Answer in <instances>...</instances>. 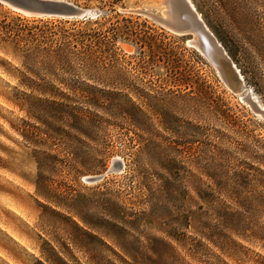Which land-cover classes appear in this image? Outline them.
Returning <instances> with one entry per match:
<instances>
[{"label": "rangeland", "instance_id": "374dc122", "mask_svg": "<svg viewBox=\"0 0 264 264\" xmlns=\"http://www.w3.org/2000/svg\"><path fill=\"white\" fill-rule=\"evenodd\" d=\"M66 1L110 17L120 15V59L113 65L124 80L122 86L105 89L116 94L108 97L112 105L107 111L117 113L120 104L130 111L133 102L140 104L147 119L122 121L70 96V105L111 122L99 129L93 128L96 124L86 125V136L62 124L69 136L65 139L61 133L58 137L52 128L58 127L61 114H44L48 123L44 126L30 118L26 104L28 99L52 98L20 88L13 77L19 58L13 57L11 48L1 50L0 264H36L39 259L40 238H45L39 217L41 205H48L36 195V159L41 155L58 160L57 170H47L43 178L60 190L83 196L82 205L93 218L108 215L104 210L108 201L123 208L127 220L123 237L137 255L136 263L127 259L130 264H264V118L248 103L246 93H234L224 83L189 45L191 37L174 35L135 13L162 16V0ZM262 1L255 0L244 9L255 17L251 24L237 16L229 19V13L218 18L205 0H190L225 51H230L227 54L233 56L246 90L260 106H264L261 58L245 56L235 40L242 32L264 49ZM6 17L11 24L17 17L33 20L0 4V22ZM85 84L101 88L90 81ZM168 91L192 97L193 104L171 105L164 95ZM206 95L221 106L229 124L210 120L200 105ZM156 111L166 112L175 124L169 126ZM26 131L36 141L46 139L47 144L52 135L58 153L45 144L34 146L35 140L25 141L22 134ZM216 145L228 154L213 155ZM114 159L121 168L108 174ZM94 176L103 179L94 184L84 181ZM202 216L206 218L193 220ZM199 222L210 231L215 229L211 241L197 234L194 227ZM113 250L126 257L118 248ZM99 251L113 264H120L112 252L102 247Z\"/></svg>", "mask_w": 264, "mask_h": 264}, {"label": "trees", "instance_id": "16d2710c", "mask_svg": "<svg viewBox=\"0 0 264 264\" xmlns=\"http://www.w3.org/2000/svg\"><path fill=\"white\" fill-rule=\"evenodd\" d=\"M205 1L210 5V11L213 10L212 12L218 18L229 13V19L237 16L239 19H246L254 24L255 17L244 9H247L249 3H255V0ZM261 4L264 6V0ZM120 18L119 14L110 17L103 13L95 19L87 20L57 18L35 20L32 18V21H27L17 17L11 24L6 23V17L0 22V51L11 48L13 57L20 60V67L14 69L16 75H13L19 87L35 92L39 96L52 98V100L28 99L26 104L28 111L31 112L30 118L41 125L48 126L44 114L58 112L61 114V122L58 123V127L52 128V132L58 137L62 133L65 139L68 138L69 132L61 128L62 124L70 130H75L78 135L86 136L84 133L86 125L96 124L93 128L99 129L100 126L111 122L110 119L105 120L93 113L87 114L81 107L70 105V96L86 101L88 106L95 111L106 112L105 114L110 117L120 116L122 121L127 119L130 122H139L146 118L140 104L133 102L130 111H126L121 104L117 106V113L112 115L107 111L112 105L108 97H116V94L105 89L112 88L114 85L122 86L124 80L121 70L113 65L114 62L117 64L120 59V49L117 46V40L123 34L119 27ZM29 24L33 25L30 27ZM251 40L248 35L241 32L240 39L235 40L236 43H234L242 48L240 49L244 51L245 56H251L252 60L260 57L261 66L264 67V49L254 45ZM261 41H264V35ZM227 52L230 55V51L227 50ZM86 81L99 85L101 88L87 85ZM164 95L170 98L171 105L175 107L181 102L190 107L194 101L192 97L175 91H168ZM117 97L121 96L117 95ZM202 97L205 101L200 105L210 115V120L224 125L229 124L221 106L214 104L207 95ZM60 98L63 101H58ZM143 99L148 100L147 97ZM156 112L165 118L169 126L175 124L172 122L173 118L169 121L168 116L165 115L166 112ZM219 133L218 131L216 134ZM22 136L27 142L35 140V143L32 142L34 146L45 144L44 147L58 153V149L53 147L52 140L55 138L52 135L46 136L51 140L49 144L46 143V139L36 141L27 131ZM214 150L216 151L213 155L228 154L227 149H222L217 145ZM57 163L56 157L49 155H41L36 159L38 170L35 184L36 195L48 203V205H41L39 228L45 238H40L39 259L36 264H113L99 251L101 247L112 252L115 260L120 264H130L127 261L129 258L136 263L137 255L132 245L123 237L127 221L123 208L117 202L108 201L104 209L108 215L100 218L94 215L93 218L89 209L82 205L83 196L60 190V187H54L52 182L43 178L47 170H57ZM203 218L206 216L193 220L200 221ZM194 228L202 238L211 241L215 229L210 231L206 223L201 222ZM114 247L121 250L128 258L114 251Z\"/></svg>", "mask_w": 264, "mask_h": 264}, {"label": "water", "instance_id": "95a60500", "mask_svg": "<svg viewBox=\"0 0 264 264\" xmlns=\"http://www.w3.org/2000/svg\"><path fill=\"white\" fill-rule=\"evenodd\" d=\"M0 4L8 7L27 18L34 19H68L87 20L101 15L89 9H83L66 0H0ZM161 6L165 9L162 16L153 15L145 11H135L144 15L174 35L195 39L189 45L203 56L218 72L219 77L234 93H246V100L255 112L264 118L260 105L254 102L251 92L243 86V77L235 64L228 56L224 47L209 30L199 13L188 0H162ZM121 163L114 159L107 173L118 172ZM103 179V176L87 177L86 183L94 184Z\"/></svg>", "mask_w": 264, "mask_h": 264}, {"label": "bare ground", "instance_id": "6f19581e", "mask_svg": "<svg viewBox=\"0 0 264 264\" xmlns=\"http://www.w3.org/2000/svg\"><path fill=\"white\" fill-rule=\"evenodd\" d=\"M170 1H173V0H170ZM189 2H190V0H188ZM191 3V2H190ZM191 5H192V3H191ZM194 7V6H193ZM164 12V15H165V12L166 11H163ZM196 39V38H195ZM195 39H193L192 41H195ZM192 41L191 42H189V43H192ZM237 69V68H236ZM237 71H238V69H237ZM241 78H242V76H241ZM243 86L245 87V84H244V81H243ZM246 88V87H245ZM261 107V111L262 112H264V106H260Z\"/></svg>", "mask_w": 264, "mask_h": 264}]
</instances>
